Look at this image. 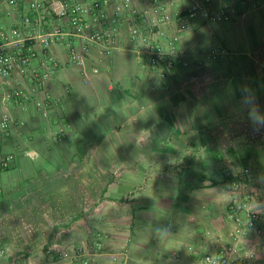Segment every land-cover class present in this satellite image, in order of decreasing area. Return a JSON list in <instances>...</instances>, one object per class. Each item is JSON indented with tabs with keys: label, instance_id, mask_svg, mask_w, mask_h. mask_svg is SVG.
<instances>
[{
	"label": "crops",
	"instance_id": "0c3cea01",
	"mask_svg": "<svg viewBox=\"0 0 264 264\" xmlns=\"http://www.w3.org/2000/svg\"><path fill=\"white\" fill-rule=\"evenodd\" d=\"M115 3L101 23L114 35L108 56L93 45L77 65L70 37L52 49L46 87L33 74L52 67L41 59L0 80V118L9 116L0 154L14 157L0 171V264H199L229 245L239 249L234 264H264V131L252 130L239 103L247 84L264 108V0H213L229 19L200 15L180 34L192 0L161 1L171 27L152 0L118 26ZM129 22L152 49L181 48L188 66L177 59L165 73L146 55L139 61ZM59 25L71 32L66 20L49 28ZM220 49L227 54L209 57ZM17 90L22 102L6 99ZM46 99L48 117L38 106ZM235 202L261 214L239 239Z\"/></svg>",
	"mask_w": 264,
	"mask_h": 264
},
{
	"label": "built area",
	"instance_id": "2783aa9c",
	"mask_svg": "<svg viewBox=\"0 0 264 264\" xmlns=\"http://www.w3.org/2000/svg\"><path fill=\"white\" fill-rule=\"evenodd\" d=\"M0 0V25H7L10 28H0V80L9 79L15 73L26 75L35 60L41 59L44 62L51 61L52 67L40 73L34 70L33 74L38 79L41 87H46L51 76L57 67V63L51 59V52L55 45L64 44L70 37L79 42V47L72 46L70 55L72 62L85 66L86 55L90 54L91 46L106 45L104 54H110V48L114 45V35L101 29V23L105 16L104 9H107L111 0ZM114 22L120 26L127 17L136 14V5L143 0H114ZM157 4L156 13L161 12V23L167 27L172 26V18L167 10L160 3L165 0H152ZM200 15H205L211 22L228 20L225 10L216 13L213 7V0H192V4L183 16L178 19L177 34L185 32L190 22ZM66 20L71 32L63 26L49 28L51 20ZM130 36L136 45V58L140 61L144 55L148 57L149 64L154 69H160L165 73L175 68V61L178 59L183 66H188L185 53L181 48L173 47L170 51L152 49L149 45L150 38L142 30L129 22ZM177 36V35H176ZM41 46V53L37 46ZM41 54V56H40ZM227 54L226 49L210 52L212 59L220 58ZM94 73H99L98 69ZM89 80V76L85 75ZM26 98L23 90H17L8 95L6 99L22 102ZM53 102L49 99L38 103L39 109L45 117H48ZM9 123V116L2 115L0 126L6 127ZM14 157L0 154V171L10 170L13 167ZM246 174L249 170L245 171ZM238 187L239 183H234ZM249 203L258 202V195L247 197ZM243 206V207H242ZM240 211L245 212L243 217ZM230 217L235 223L233 234L235 239L257 229L261 214L257 210L249 209L248 205H239L236 202L230 207ZM239 256V249L229 245L222 247L217 254L206 255L199 264H234ZM61 257L67 258V253ZM254 253L249 254L253 258ZM77 264H88L77 260Z\"/></svg>",
	"mask_w": 264,
	"mask_h": 264
},
{
	"label": "clouds",
	"instance_id": "9594fccd",
	"mask_svg": "<svg viewBox=\"0 0 264 264\" xmlns=\"http://www.w3.org/2000/svg\"><path fill=\"white\" fill-rule=\"evenodd\" d=\"M240 107L246 113L247 121L254 132L264 131V108L257 101L256 93L247 84L241 86ZM167 230H164L166 232ZM163 236V233H162Z\"/></svg>",
	"mask_w": 264,
	"mask_h": 264
}]
</instances>
